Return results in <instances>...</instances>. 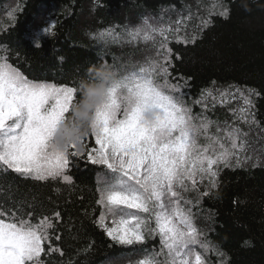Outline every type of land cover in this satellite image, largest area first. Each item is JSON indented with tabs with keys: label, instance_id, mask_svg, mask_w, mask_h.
<instances>
[{
	"label": "snow or ice",
	"instance_id": "obj_1",
	"mask_svg": "<svg viewBox=\"0 0 264 264\" xmlns=\"http://www.w3.org/2000/svg\"><path fill=\"white\" fill-rule=\"evenodd\" d=\"M100 6V0H94V7ZM216 7L223 8L212 5ZM18 10L19 3L7 9L8 18L14 20ZM227 11L220 14L226 16ZM189 19L181 16L165 23L145 17L137 25L99 30L92 35L105 44H151L155 55L119 65L116 58L112 64L105 61L78 74L71 84L29 78L13 62L11 48L0 44V264H52L54 256L65 264L61 211L49 212L35 196H18L13 174L71 187V169L78 160L95 166L93 201L85 216L115 244L138 248L134 264H211L207 254L212 252L224 264L225 253L198 227L194 209L214 194L222 167L252 159L247 155L249 132L237 122L248 125L251 117L255 123L253 90L245 94L229 86L219 91L221 103L227 97L243 101L231 109L236 117L231 124L207 116L209 98L215 108L211 91H202L201 99L193 102L201 107L194 112L169 71V36L178 38ZM209 23L202 18L200 27ZM54 28L50 22L42 31L54 35ZM3 30L6 26L0 22ZM27 38L40 46V31L28 32ZM183 40L194 43L195 36L185 29ZM89 85L104 89L90 110L86 104L95 94L88 91ZM94 244L88 243L83 254ZM67 264L79 261L69 258Z\"/></svg>",
	"mask_w": 264,
	"mask_h": 264
},
{
	"label": "trees",
	"instance_id": "obj_2",
	"mask_svg": "<svg viewBox=\"0 0 264 264\" xmlns=\"http://www.w3.org/2000/svg\"><path fill=\"white\" fill-rule=\"evenodd\" d=\"M17 3L21 10L10 20L6 10ZM100 4L94 7V0H0V22L6 26L0 31V44L11 48L13 62L29 78L71 84L78 74L83 75L94 65L98 68L107 59L112 62L117 56L133 59L155 55L151 44L121 53L92 34L114 26L137 25L145 17L167 16L168 23L190 16L181 25L178 38L169 36L173 82L182 86L190 105L201 99L202 91H211L216 96L215 108L209 98L206 114L222 125L236 120L231 109H238L243 101L227 97L221 103L219 91L229 90V86H235L233 92L236 88L245 94L253 90L251 112L255 119L251 123L250 117L248 125L237 122L249 132L247 155L252 159L241 166L221 168L218 187L212 189L214 194L202 198L194 209L196 222L207 239L225 253L224 264H264V0H100ZM214 4L223 8L213 10ZM224 8L228 10L226 16L220 14ZM202 18L210 19V23L201 28ZM50 22L55 23L54 35L42 31ZM185 29L188 36H195L194 43L184 42ZM33 30L41 32L39 47L27 38ZM193 107L194 112L201 111L200 105ZM71 173L75 182L71 187L25 180L13 174L19 186L17 195L35 196L49 212L61 211L59 231L65 264L69 258L79 264H134L140 250L115 244L92 223L91 216L84 214L92 206L90 189L95 166L78 160ZM54 187H59L60 193ZM92 241L94 247L83 254ZM207 255L211 264H222L215 252ZM60 259L52 257V264H60Z\"/></svg>",
	"mask_w": 264,
	"mask_h": 264
},
{
	"label": "rangeland",
	"instance_id": "obj_3",
	"mask_svg": "<svg viewBox=\"0 0 264 264\" xmlns=\"http://www.w3.org/2000/svg\"><path fill=\"white\" fill-rule=\"evenodd\" d=\"M153 18V17H152ZM163 19V21L164 22H166L167 20H168V18H167V16H164V17H160V16H157V17H155L154 19H156V20H159V19ZM141 44H143V43H141ZM139 45V46H142V45ZM127 44H119V45H114V44H112V43H110V44H108V47H110V48H112V50L113 49H116L117 50V52H123V51H129L130 49H136V46L135 47H130V46H126ZM147 45H149V44H147ZM132 46H134V45H132ZM152 51H153V49H152ZM144 58H141V56H137V57H135V58H122V57H116V63L119 65V64H122V63H128V62H137V61H142ZM106 62L108 63V64H112L113 63V60H112V62L109 60V59H107L106 60ZM190 105V104H189ZM194 106V105H193Z\"/></svg>",
	"mask_w": 264,
	"mask_h": 264
},
{
	"label": "clouds",
	"instance_id": "obj_4",
	"mask_svg": "<svg viewBox=\"0 0 264 264\" xmlns=\"http://www.w3.org/2000/svg\"><path fill=\"white\" fill-rule=\"evenodd\" d=\"M100 75L104 77V79L109 78V74L107 72H102L101 70L97 69L96 70ZM103 85L96 86V85H89L88 86V91L90 93H94L95 95L93 96L92 100L89 101L86 104V109L90 110L93 106V103H99L100 95L103 93ZM79 114V113H78Z\"/></svg>",
	"mask_w": 264,
	"mask_h": 264
}]
</instances>
